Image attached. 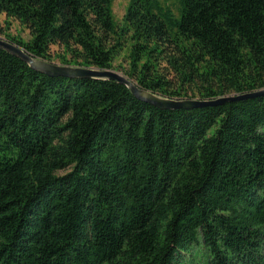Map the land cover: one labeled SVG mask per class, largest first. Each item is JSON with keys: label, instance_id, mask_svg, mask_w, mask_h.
Masks as SVG:
<instances>
[{"label": "trees", "instance_id": "1", "mask_svg": "<svg viewBox=\"0 0 264 264\" xmlns=\"http://www.w3.org/2000/svg\"><path fill=\"white\" fill-rule=\"evenodd\" d=\"M112 2L0 14L29 31L9 42L62 65L112 69L128 37L123 74L164 98L264 88V0H130L121 24ZM197 247L202 264H264V95L159 109L0 48V264H196Z\"/></svg>", "mask_w": 264, "mask_h": 264}, {"label": "water", "instance_id": "2", "mask_svg": "<svg viewBox=\"0 0 264 264\" xmlns=\"http://www.w3.org/2000/svg\"><path fill=\"white\" fill-rule=\"evenodd\" d=\"M0 48L8 51L12 55L19 57L27 63L32 69L46 74L48 76H62L69 78H95L111 79L125 85L131 93L139 100L147 102L159 109H180L192 108L197 106L218 105L225 102L240 101L248 98H255L264 95V88L257 91L243 94H230L224 97L210 101H200L198 99H169L158 96L152 92L139 88L133 81L127 77L111 71L110 69L99 70L96 68H82L70 65L55 64L46 60H41L26 53L20 46L0 38Z\"/></svg>", "mask_w": 264, "mask_h": 264}, {"label": "rangeland", "instance_id": "3", "mask_svg": "<svg viewBox=\"0 0 264 264\" xmlns=\"http://www.w3.org/2000/svg\"><path fill=\"white\" fill-rule=\"evenodd\" d=\"M162 4L168 5L174 13H177V9L179 7V0H159ZM130 0H113L112 2V12L114 21L118 24L122 23V19L124 16V13L128 7ZM0 38L4 40H11L10 38L19 39L21 41H28L30 38L28 29L23 26L19 21L11 18L6 17L5 14H0ZM130 40L127 37V41L125 42L124 48L119 52L118 55L115 56L113 62H112V69L111 71L117 72L120 75L125 76L123 71L127 70L129 68V60H128V54L130 49ZM60 53V49L56 46H53L51 48V54L54 55L52 59H50L49 62L60 64L61 62L59 59L55 56V54ZM164 63L160 64V71L164 72ZM126 77V76H125ZM170 77L174 79V75L170 74ZM65 171H61L60 173H64ZM196 258L194 261H196V264H202L201 261H203V249L201 247H197L194 251L196 252ZM192 253V254H193ZM192 254L186 255V258H191Z\"/></svg>", "mask_w": 264, "mask_h": 264}]
</instances>
